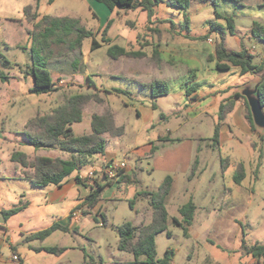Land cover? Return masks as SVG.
Here are the masks:
<instances>
[{
  "label": "rangeland",
  "instance_id": "rangeland-1",
  "mask_svg": "<svg viewBox=\"0 0 264 264\" xmlns=\"http://www.w3.org/2000/svg\"><path fill=\"white\" fill-rule=\"evenodd\" d=\"M33 1L0 0V132L4 136L0 137V149L5 154L12 150L23 151L31 159L38 156L31 157L38 149L26 141L23 133L24 122L30 116L49 114L58 106L65 104L75 94L96 95L103 99V102L95 98L87 102L83 106V120L72 124L74 132L77 135H83L92 132L93 113L112 111L111 105H117L123 99L128 103L132 102L131 96L121 95L118 92L108 94L106 91H112V87L120 86L123 80L110 77L112 75L110 70L117 65L118 58L113 59L108 55L110 43L103 41L104 19V25L102 29H99L101 27L99 18L103 16L102 11L97 9L98 16L96 17L95 9L90 7L87 0H41L38 9L40 12L58 16L78 14L83 19L82 23L88 29H93L96 33L95 37L102 43L101 47L92 50L93 39L91 37L85 38L81 46H75L73 42L76 37L75 33L65 36L63 41H57L56 35H53L45 47L46 50L42 52L37 43L39 38L37 35L39 31L44 30V25L42 23L41 27L36 25L33 28L27 22L24 13L25 6L32 4ZM243 2L246 1L243 0ZM100 4L107 8L105 4ZM203 5L199 12L190 13L191 27L200 30L203 20L223 22V19L217 17V12L233 17L236 23V36L228 34L226 44L233 50L240 49L238 42L240 38L254 55V64L260 66L264 61V41L255 38L250 28L254 21L264 24V3L249 0L247 6L242 7L231 0H216L212 3H203ZM114 17L116 21L112 33H118L121 36L113 44L125 46L133 51L145 49L148 54L145 57H137L143 59L141 64L145 63L144 65L159 63L161 60L160 46L155 39L168 30L165 22H160L156 17L173 18L176 22L183 20L179 8L168 5L167 0L159 1L153 23L148 22L147 11L141 9L132 10L129 13L123 9H117ZM223 25L226 26V21ZM207 26L209 27L208 22ZM172 32L177 34L174 30ZM218 36L217 34L215 45L219 40ZM122 37H125L128 43ZM32 54L36 60L47 62L48 67L52 69L57 79L55 82L57 89L53 92L47 94L30 92L34 86V78L28 73L33 65ZM86 56H90L87 62ZM88 73L94 79L96 86L88 78ZM217 74L218 72L215 75ZM220 74L222 76L221 85L235 78V73L221 71ZM2 76H7L8 79L3 80ZM240 77L239 82L255 85L263 79L264 71L259 75L248 72ZM61 80H63L62 83ZM224 92L227 93L221 95L229 96L231 93L230 90ZM233 98L232 95L225 103H230ZM173 99L165 97L159 103L162 106L173 108L176 106L172 102L175 101ZM39 110H43L44 113L37 114ZM142 121L135 116L134 112L127 122L130 132L107 144L109 149L117 152L113 162L128 164L133 169L131 174L138 179V182L123 184L125 188L119 190L117 199L109 200L111 191L104 195V198L108 199L103 203L102 210L106 218L104 215L97 216L96 211L90 213L91 208L86 202L78 206L80 217L86 215L79 222V228L72 229L66 237L65 232L59 230L46 242L50 246H61L59 244L63 242L62 244L68 247L61 255L53 254L54 259L61 258L64 261H70L71 264H121L134 260L132 253L119 250L118 228L127 221L135 220L136 210L134 205H131L132 200L136 206L144 203L142 207L148 215L143 218L142 224L151 221L150 196L143 193L137 197L136 192L156 191L166 177V173L153 170L150 160L138 158L132 149L142 148L150 140L155 141L159 131L176 123L174 120L167 125L163 123L160 127L151 128ZM135 127L138 129L137 136L131 134ZM237 134L239 138L235 143L228 142L220 146L214 141L212 146L216 148L211 151L206 168L200 177H196L197 165L192 175L190 171V179L178 171L175 189L167 198L168 229L156 237L157 259H162L167 250H172L173 264H264L263 262L258 263L252 255L245 254L242 249L244 243L249 246L264 244V130L257 127L256 136L253 139H248L242 132ZM4 153L0 155L4 156ZM220 154L222 161L218 159ZM3 162H5L4 169L9 171L11 160L8 158ZM241 165L245 169V178L241 183H237L234 176L241 170ZM99 166V162L87 163L81 172L87 174ZM3 185L10 188L13 183L9 180ZM0 195L14 196L10 190L5 189H0ZM74 195L77 198V190L72 192L70 198ZM40 197L41 195H32L29 199L36 201ZM76 200L67 199L57 204L46 202L41 204L37 201L33 209L44 214V217L36 223V226L44 228L53 224L55 220L63 218L69 206ZM190 201L196 204L197 209L194 222L185 232V228L175 223L174 218L182 219L179 209ZM53 215L56 216L55 219H52ZM134 264L145 263L138 261Z\"/></svg>",
  "mask_w": 264,
  "mask_h": 264
},
{
  "label": "crops",
  "instance_id": "crops-1",
  "mask_svg": "<svg viewBox=\"0 0 264 264\" xmlns=\"http://www.w3.org/2000/svg\"><path fill=\"white\" fill-rule=\"evenodd\" d=\"M245 1V5L247 6L249 0ZM258 1L260 3H264V0ZM41 2L42 1L40 0L39 3H37V1L34 0L32 4H29L34 7V12L38 14V17L33 21H29L26 17L27 22L33 26V28L40 23L44 16H66L76 18L80 20V24L82 26H85L82 23V17L78 14L71 16H58L40 12L38 9ZM212 2L215 1L201 0L196 2L195 0H191L189 13L199 12L204 6L203 3ZM87 3L92 9H95L94 11L96 17L98 16V13L96 12L97 9L101 10L103 13V16H100L99 18L101 20V27L99 29H102L104 25L103 19L105 20V26L110 19H113V23L108 31V36L112 39L111 43L113 44L116 39L121 36L118 33H112L113 26L116 21V18L114 17L115 10L112 12L108 7H103V5L100 4L102 2L98 0H87ZM138 9L141 8L127 9L125 11L126 13H129L132 10ZM156 18L157 20H160V22H165L164 24L167 25L166 28L169 31L163 33L155 39L160 46L159 54L161 60L159 63L154 62L151 65H144L145 63L141 64L143 59L137 57L120 56L116 60L117 65L110 70V74H112L110 77L123 80V84L112 87V89L119 88L128 91L127 94H118L131 96L132 102L128 103L123 99L121 102H118L117 105H111L112 111L115 115L116 124L124 126L125 131L121 136H112L108 133L104 136L107 139V144L112 140L126 136L130 132V127L127 126V122L131 119L134 112L137 118L143 120L142 122L146 123L147 127L149 126L151 128L160 127L163 123H166L165 125H167V123L175 120L176 123L173 126L165 127L163 130L159 131L155 141L150 140L147 144L143 145L142 148L135 147L132 149L138 158L150 160L149 162L153 166V170L165 172L166 176L171 175L173 177V186L171 191L173 192L177 181L178 171L183 175L188 176L190 179L189 173L192 171L196 160L198 161V163L195 164V166L197 165V178L200 177L203 170L206 168L209 155L211 154V151L216 148L212 146L214 143L213 136L215 134L216 126L220 122L219 111L222 102L225 103L228 98L232 97V95L234 96L232 100L234 102V106L220 126V146H223L228 142L235 143V141L239 138L237 134L238 132L245 134L248 139H253L256 136V130H253L250 124L248 119V108L246 106L245 99L242 97V88L245 85V82H239L241 79L240 75H243L241 68L239 66H231V68L225 72L235 73V78L226 84H220V78L222 77L220 74L221 70L216 68V60L209 59V57L215 53V39L217 38V33H210V29L207 26L208 21H202V28H200V30H196L195 28L191 29L192 38L177 35L172 32L173 28L171 20L175 21L173 18ZM224 21L221 23L223 24ZM251 29L252 25L250 32ZM201 35L209 36L204 40L197 39V37ZM234 35L236 36V31ZM227 36L225 44L227 43ZM52 38L53 37L51 36V39ZM122 38L125 39V37ZM238 42L241 48V45L244 42L240 38H238ZM226 47L233 50L228 47L227 44ZM125 48L128 49L127 47ZM144 52L146 55L148 54L145 49ZM85 58L86 62L87 60H90V56H86ZM50 70L54 81L57 82L51 68ZM216 70H218L217 75H215L217 73ZM204 72H206V74H204ZM90 76L91 75L89 74L88 78ZM89 79H91L94 86H96L92 76ZM156 79L163 80L168 83L170 92L167 95L157 97L153 96L151 83ZM60 82L62 83L63 80ZM225 90H230L231 93L229 96L221 95L222 93H227L224 92ZM106 91L108 94L116 93L111 90ZM165 97L174 98L175 101L172 102H174L176 106H173V108H168V106L165 105L162 106L159 102ZM132 110L134 111L133 113ZM38 113L42 114L44 111L39 110L37 114ZM31 117L33 116H30L27 120H25L23 133L25 132L26 124ZM131 134L137 136L138 129L136 127L132 129ZM1 136L3 135L0 132V137ZM252 142L253 141H251V143ZM205 145L206 147L204 148ZM154 148L156 150L152 152ZM14 151L16 150H12L11 152L5 154L3 150L0 149V154L4 153V156L0 155V189L10 190L14 194L12 197L10 195H0V264H71L70 261H64L61 258L54 259L52 255L55 253H51L46 250L38 251L36 248L55 247L46 244L54 233L61 230L65 232L66 237L72 229L77 230L79 228V222L86 215L83 217H76L71 215V212L78 206H81L84 202L87 203V197L91 192V187L89 186L90 184L96 185L98 182L104 186V189L100 194V200L97 202L95 207L91 208L90 211V213L96 211L98 216L104 214L102 212L104 207L103 203L108 200L107 198H104V195H106L107 192L111 191L109 200H114L118 198L117 194L119 190L125 188L123 184L129 185L138 182V179L131 174L133 169L129 167L128 164H126L124 169H121L118 177L114 180L101 177L92 181H86L82 178V176L87 175L81 172L85 164H94L99 162V168L93 169L100 171L108 163L114 161L117 152L109 149L108 145H106L105 153L89 157L86 160V163L69 175L61 185L38 187L35 186L27 176V172H33V169L24 168L20 166L19 163L12 160L11 156ZM62 152L63 151L59 148H42L38 149L31 157L33 158L35 155L52 157L59 156L66 159L72 157L71 153ZM8 158L11 160L9 171L5 170L3 166L5 163L3 161ZM218 159L219 161H222L221 154ZM122 175H129L130 179L123 180ZM78 178H80V180ZM9 180L13 183V186L10 188L7 185H3ZM109 181L111 182L108 183ZM116 185L117 187H115ZM76 190L78 191L77 198L75 195L70 198L72 192H76ZM139 193H142V191L136 192L137 197ZM32 195H41V197L35 201L31 198L29 199ZM67 199H72V201L77 199V202H73V204L69 206L63 218L55 220L53 224L60 223L69 227V229H56L45 239L28 240L30 235L47 229L53 225L51 223L49 226L44 228L36 226V223L44 217V214L33 209L36 202L38 201L41 204H43V202L57 204L64 202ZM21 201L27 203V206L20 212L6 218L3 211L15 207ZM143 204V202L141 203V206H136V203L133 204L136 210V218L133 221L135 225L141 224L143 222V218L148 215L147 212L143 210ZM98 211H100V214H98ZM55 217L56 216L53 215L52 219H55ZM62 243L59 244L61 245L59 247L65 248L64 251H66L68 247L64 246ZM64 251L61 254H63ZM14 255H18L19 259L14 260Z\"/></svg>",
  "mask_w": 264,
  "mask_h": 264
},
{
  "label": "trees",
  "instance_id": "trees-1",
  "mask_svg": "<svg viewBox=\"0 0 264 264\" xmlns=\"http://www.w3.org/2000/svg\"><path fill=\"white\" fill-rule=\"evenodd\" d=\"M39 3L40 0H36ZM104 3L112 12L116 9H137L141 8L148 13V22L153 23L154 16L157 14V7L160 0H98ZM216 1V0H214ZM238 6H246L243 0H231ZM167 4L176 8H179L180 13L183 15V20L175 22L171 20L172 27L177 34L185 37H192V27L190 20V4L191 0H167ZM24 13L29 21H33L38 17V14L34 12L32 5H27L24 8ZM218 18L226 21V26L220 22L209 20L210 32H216L219 36V40L215 45V53L210 56V60H216V68L221 71H227L231 66H239L242 74L253 72L260 74L264 71V61L260 66L254 64V55L249 49L242 43L240 50H230L226 47L225 39L227 34H235L236 23L235 19L228 15H223L219 12L216 13ZM44 25V30L39 31V38L37 40L38 46L42 52L46 50V45L49 43L51 36L56 35L57 41H63V38L70 33H75L74 45L81 46L85 38L91 37L92 50L102 46L97 38L95 32L92 29H88L85 26L80 25V20L71 17H52L44 16L40 23L41 27ZM113 23V19H110L103 30V41L110 43L108 48V55L117 59L120 56H133L143 57L146 55L144 50L139 49L136 51L128 50L119 44H111L112 39L108 36L109 28ZM180 26V27H178ZM179 28V30L177 29ZM35 33V32H34ZM43 33V35H42ZM252 35L255 38L264 41V24L259 21H254L251 30ZM208 35H201L197 39H205ZM193 38V37H192ZM73 45V47H74ZM72 47V48H73ZM33 57V65L29 70L34 78V86L30 89L31 93L44 94L50 93L57 89L56 83L53 79L50 68L47 62H41ZM3 79L8 78L2 76ZM91 78V76L89 77ZM152 94L154 97L167 95L170 92V88L167 82L163 80H154L151 83ZM115 92L127 94L128 91L115 88ZM112 90V91H113ZM246 106L248 108V119L253 130H257L254 124L252 113L249 107V102L245 96ZM259 97L262 105L264 106V77L262 84L259 88ZM96 99L99 102H103V99L96 95L79 93L72 95L69 100L55 108L51 113L44 115H36L31 117L26 124L25 137L26 141L36 147L37 149H52L59 148L64 152L72 154L71 158L52 157L38 155L34 159H31L29 155L23 151L16 150L12 153V160L19 163L24 168H31L33 172L28 173L30 181L38 187H44L48 185H61L64 180L71 175L74 171L82 167L86 160L96 154H102L106 151L107 139L105 134L108 133L112 136H121L124 134V126L116 124L115 115L111 110H106L104 113H93L91 118L92 132L89 134L77 135L72 127V124L81 122L84 117L83 106L92 99ZM234 102L222 103L220 105L219 118L220 122L217 124L213 140L216 143H220L221 131L220 126L224 122L227 114L232 110ZM156 149L154 148L152 152ZM198 161H195L197 164ZM195 164L192 169L191 175L194 173ZM123 180L130 179L129 175H122ZM245 178V169L241 165V170L238 171L234 179L237 183H241ZM80 180V178H78ZM122 181V180H121ZM109 181L108 183H110ZM91 192L87 197V204L90 208L95 207L100 200V194L104 189V186L100 183L96 185H89ZM173 177L167 175L161 182L156 191L142 192L141 194H148L150 196V206L152 208L151 221L144 224L135 225L133 222L127 221L119 226V250L130 252L134 256V260L122 262L121 264H134L141 261L145 264H173V251L167 250L165 256L162 259H157V244L156 237L159 233L167 231L168 229V217L169 212L167 208V198L172 191ZM134 200L131 201L133 205ZM27 206V203L21 201L15 207L4 210L3 213L6 218L20 212ZM197 206L193 201H190L182 205L179 209L182 219L178 217L174 218V222L185 228L187 232L188 227L194 222ZM98 214L99 211H98ZM105 217V214H102ZM56 229L68 230L69 227L60 223H54L47 229L36 232L28 237V240L32 239H45L52 234ZM171 235V232L168 231ZM243 251L245 254L252 255L258 263H264V244H243ZM36 250H46L51 253L61 254L65 248L55 247H40Z\"/></svg>",
  "mask_w": 264,
  "mask_h": 264
},
{
  "label": "water",
  "instance_id": "water-1",
  "mask_svg": "<svg viewBox=\"0 0 264 264\" xmlns=\"http://www.w3.org/2000/svg\"><path fill=\"white\" fill-rule=\"evenodd\" d=\"M262 81L263 79L256 82L255 85L253 83L245 84L242 88V93L249 102L254 124L264 130V106L259 97V88ZM248 85H250V88H248Z\"/></svg>",
  "mask_w": 264,
  "mask_h": 264
},
{
  "label": "built area",
  "instance_id": "built-area-1",
  "mask_svg": "<svg viewBox=\"0 0 264 264\" xmlns=\"http://www.w3.org/2000/svg\"><path fill=\"white\" fill-rule=\"evenodd\" d=\"M126 167V163L122 162L120 164L115 163L113 161H111L110 163H108L106 166H104L100 171L96 170V169H92L91 171H89L87 173V175L82 176V178L86 181H92L94 179L97 178H101L104 177L106 179L109 180H114L118 177L121 169H124ZM80 209H74L73 210V215L76 217H79L80 215ZM14 260H18L19 256L18 255H14Z\"/></svg>",
  "mask_w": 264,
  "mask_h": 264
}]
</instances>
